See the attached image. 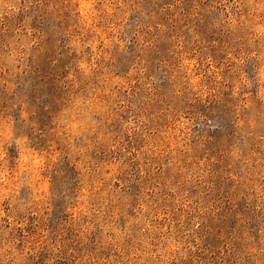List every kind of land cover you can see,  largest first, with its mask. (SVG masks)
I'll list each match as a JSON object with an SVG mask.
<instances>
[{"label": "clouds", "instance_id": "obj_1", "mask_svg": "<svg viewBox=\"0 0 264 264\" xmlns=\"http://www.w3.org/2000/svg\"><path fill=\"white\" fill-rule=\"evenodd\" d=\"M0 264H264V0H0Z\"/></svg>", "mask_w": 264, "mask_h": 264}]
</instances>
